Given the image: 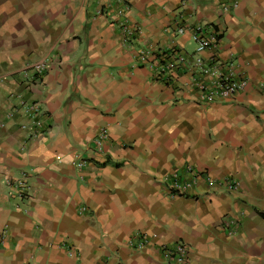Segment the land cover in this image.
<instances>
[{"label": "crops", "instance_id": "1", "mask_svg": "<svg viewBox=\"0 0 264 264\" xmlns=\"http://www.w3.org/2000/svg\"><path fill=\"white\" fill-rule=\"evenodd\" d=\"M179 16L213 25L219 60L249 77L232 98L198 102L183 66L164 79L161 62L194 48ZM258 82L264 0H0V264H167L159 246L174 240L188 246L181 264H264ZM20 100L44 110L42 131ZM187 163L239 185L201 176L170 196L165 178ZM22 174L18 195L6 181ZM225 215L238 220L231 235Z\"/></svg>", "mask_w": 264, "mask_h": 264}, {"label": "built area", "instance_id": "2", "mask_svg": "<svg viewBox=\"0 0 264 264\" xmlns=\"http://www.w3.org/2000/svg\"><path fill=\"white\" fill-rule=\"evenodd\" d=\"M237 0H233V5ZM223 10L227 6L222 7ZM174 31L176 33H183L187 31L190 39L194 42V48L191 52L180 51L175 53L174 58L165 60L159 65L161 72H164V79L169 80L172 78V71L177 66H183L188 69L190 74V85L195 89V98L200 103H208L213 100H228L233 95L242 90L249 81V77L242 71L237 69L232 61L225 64L221 62L217 55L219 46V33L218 30L209 23H201L198 21L183 22L179 16V22L173 23ZM129 31V28L123 25V30ZM132 30L139 32V27L134 26ZM208 51L207 55L203 52ZM148 49L140 47L136 51V55L143 62L146 60ZM151 54V53H150ZM47 57L43 58L40 62L33 64L34 70L38 76H42L43 71L46 69L45 62ZM258 85L264 90V83L258 82ZM20 109L29 114L31 123L34 126V131H42L45 128L44 110L40 107L38 102L19 101ZM107 138V133L104 129L97 132L92 139L93 146L99 150L100 143ZM85 159L80 157L77 160V165L83 166ZM203 176L208 184L222 185L227 190H236L239 185V180L230 175H223L218 178L212 177L207 171L197 170L191 164H184L181 170H174L165 178L166 189L170 196L180 194L185 195L189 193L196 180ZM13 192L21 195L25 189V179L23 174L14 180L6 181ZM223 226L227 235L235 232L238 226V220L231 215H225L219 221ZM136 240L128 239V243L134 242V246L139 248L146 241L145 235L139 232L135 234ZM133 245V244H131ZM161 258L167 264H181L188 261V246L179 240H174L168 243H161L159 246Z\"/></svg>", "mask_w": 264, "mask_h": 264}]
</instances>
